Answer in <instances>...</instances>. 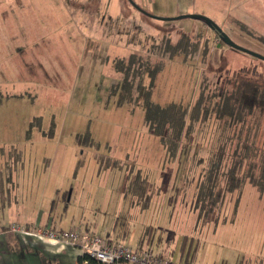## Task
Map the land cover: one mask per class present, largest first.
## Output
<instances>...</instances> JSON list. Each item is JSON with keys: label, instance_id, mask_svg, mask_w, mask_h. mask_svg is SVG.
Here are the masks:
<instances>
[{"label": "rangeland", "instance_id": "obj_1", "mask_svg": "<svg viewBox=\"0 0 264 264\" xmlns=\"http://www.w3.org/2000/svg\"><path fill=\"white\" fill-rule=\"evenodd\" d=\"M133 2L156 17H206L234 44L264 57V0ZM167 33L173 39L201 34L210 49L198 59L166 57L162 70L144 80L152 103L190 111L202 85L206 94L214 90L218 72L246 69L264 85L263 61L220 42L198 20H148L125 0H0V225L49 214L57 229L88 224L106 238L116 218L129 215V235L119 242L126 247L150 225L165 239L199 242L196 264H214L221 255L228 264L264 256V160L244 163L243 174L250 176L209 216L194 197L225 136L235 146L233 132L243 128V142L250 127L249 145L254 142L262 158L264 115L230 130L212 112H201L193 124L187 117L183 149L173 161L145 126L142 108L121 99L115 61L141 55L156 42L152 34L159 42ZM139 179L153 186L144 211L130 204ZM173 181L179 190L172 209L165 201L175 195L168 190Z\"/></svg>", "mask_w": 264, "mask_h": 264}, {"label": "trees", "instance_id": "obj_2", "mask_svg": "<svg viewBox=\"0 0 264 264\" xmlns=\"http://www.w3.org/2000/svg\"><path fill=\"white\" fill-rule=\"evenodd\" d=\"M125 1L145 19L154 20L135 9L128 0ZM210 31L213 32L212 30ZM168 34H166L167 37L164 36L166 39L162 36L159 42L154 37V34H152V39L154 41L156 40V42L147 51H144L141 55L130 54L127 60L115 61L114 70L122 75V82L118 88L121 99L131 106H140L142 108L144 112V124L148 131L160 139L163 147L168 151V156L174 161V159L179 158L178 155L180 156L183 149L180 143L186 130L187 117L193 124L198 119H201V112H204L206 115L208 112H212L214 113L213 118L217 123L223 124L224 130L227 127L230 130L234 126L249 124L248 118H251L253 114L264 115V85L254 81L248 75L249 73L246 69L231 74L226 71L223 75L217 71L219 75L217 74L215 78L214 90L206 94L207 90L202 85L196 104L190 111L179 105L163 107L152 103L150 100V89L145 86L144 80L145 78L152 79L156 73L162 70L166 57L183 54L188 59H195L194 57L198 59L200 55L204 57L210 49L209 39L201 41V34L190 35L189 33H183L179 36L177 35L174 39L168 36ZM208 75L210 74L208 73ZM206 76L204 75V77ZM257 125L253 128V131H258L259 128ZM242 131L243 128L238 133L236 131L233 132L232 136H235L237 142L235 146H228L227 141L230 140V137H224L225 142L220 144V147L208 158V167L205 173L197 180L196 185H194L196 204L200 205L206 216L212 214L219 205L224 203L227 193L238 190L242 186L244 177L250 176L246 172L243 174L244 163L250 160L254 162L256 160L260 161L258 158L264 160V152L261 156L262 158H260L261 154L256 149L254 142L249 145L251 128H247L243 142H241ZM256 131L254 135L255 139L257 135ZM76 140L77 144L82 142L80 135L76 137ZM190 183L188 180L189 186L191 185ZM152 188V184L150 182L148 183L147 180H136L130 188L134 197L130 203L131 206L138 207L140 211L146 210L152 200L153 194L150 192ZM168 190L171 193L175 191V195L167 196L165 205L173 209L176 204L179 187L173 181L170 183ZM129 219V215L116 218L118 239L120 241L125 240L129 235ZM11 226H1L0 233H13ZM51 229L55 230L53 226H51ZM155 230L156 228L150 225L143 228L138 238L136 250L139 252L151 251L155 255L179 264H193L196 258H198L199 242L195 243L192 238L182 236L176 239V247L170 249L174 243V237H168L163 240L164 237L162 238V234H155ZM59 231L65 230L59 229ZM79 231L83 234L94 235L89 230L82 229V231ZM23 239L31 238L23 237ZM107 240L111 242L110 239ZM163 242L165 243L163 251L166 254H156V250ZM77 261L79 264H84V262H87L86 264H102L87 256H79Z\"/></svg>", "mask_w": 264, "mask_h": 264}, {"label": "crops", "instance_id": "obj_3", "mask_svg": "<svg viewBox=\"0 0 264 264\" xmlns=\"http://www.w3.org/2000/svg\"><path fill=\"white\" fill-rule=\"evenodd\" d=\"M171 166H174V175H175V163H172ZM173 175V176H174ZM65 197V196H64ZM68 201H65L66 204L69 203V196L67 195ZM136 207V206H135ZM138 209V207H137ZM48 216L44 219L43 215H37L33 218H22L24 220H15L10 222L6 225L1 226H11V225H25L27 227L33 228H43L45 226H53L55 230L57 229L54 222ZM147 226V225H146ZM71 228H75L71 225ZM70 228V229H71ZM69 229V230H70ZM78 230H89L97 235L96 232L93 231L92 226L85 225L83 228H77ZM61 230V229H60ZM63 230V229H62ZM68 231V230H65ZM155 234H158V231L155 230ZM100 236V235H99ZM102 236V235H101ZM164 237V238H163ZM181 237V236H180ZM104 238V237H103ZM118 229L116 225V221L113 225L112 231L110 234L106 235V239H110L113 242H122L118 239ZM139 236L135 237L132 240V245H129V248H137ZM163 240L165 236L162 235ZM168 236L166 237V239ZM179 238V237H178ZM176 239L173 238L174 243L171 245L170 249L175 248L176 246ZM55 246H46L41 244L39 241L31 238V239H23V237L16 235L15 233L9 232L8 234L0 233V264H79L77 259L80 256L78 250L73 248L69 245H60V244H53ZM165 243L161 244L159 248L156 250V254L165 255L166 253L163 251ZM128 247V246H127ZM154 250V249H153ZM253 256V257H252ZM249 259L242 258L239 261H233L232 264H264V256L260 254L252 255ZM200 257V256H199ZM196 258L193 264L199 263L200 258ZM214 264H228L225 261L223 255H221L216 261H213Z\"/></svg>", "mask_w": 264, "mask_h": 264}, {"label": "built area", "instance_id": "obj_4", "mask_svg": "<svg viewBox=\"0 0 264 264\" xmlns=\"http://www.w3.org/2000/svg\"><path fill=\"white\" fill-rule=\"evenodd\" d=\"M11 231L41 242L73 246L80 256H87L102 264H179L151 251L139 252L118 242H109L101 236L83 234L78 230L59 231L52 230L51 226L33 228L14 224Z\"/></svg>", "mask_w": 264, "mask_h": 264}, {"label": "water", "instance_id": "obj_5", "mask_svg": "<svg viewBox=\"0 0 264 264\" xmlns=\"http://www.w3.org/2000/svg\"><path fill=\"white\" fill-rule=\"evenodd\" d=\"M130 2V4L137 9L138 11L143 12L146 16H148L149 18H152L154 20H159V21H174V20H179V19H185V18H189V19H193V20H198L203 22L210 30H212L218 37L219 41L224 43L225 45L229 46L230 48L234 49V50H238L240 52L249 54L261 61L264 62V57L257 55L255 53H252L248 50H245L239 46H237L236 44H234L229 37L222 31V29L215 24L212 20L200 16V15H182V16H178L176 18H161V17H156L148 12L143 11L141 8H139L132 0H128Z\"/></svg>", "mask_w": 264, "mask_h": 264}]
</instances>
